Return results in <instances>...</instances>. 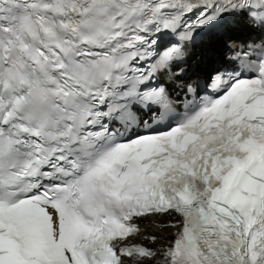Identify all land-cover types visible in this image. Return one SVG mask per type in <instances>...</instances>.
I'll list each match as a JSON object with an SVG mask.
<instances>
[{"label": "snow or ice", "instance_id": "obj_1", "mask_svg": "<svg viewBox=\"0 0 264 264\" xmlns=\"http://www.w3.org/2000/svg\"><path fill=\"white\" fill-rule=\"evenodd\" d=\"M0 264H264V0H0Z\"/></svg>", "mask_w": 264, "mask_h": 264}, {"label": "bare ground", "instance_id": "obj_2", "mask_svg": "<svg viewBox=\"0 0 264 264\" xmlns=\"http://www.w3.org/2000/svg\"><path fill=\"white\" fill-rule=\"evenodd\" d=\"M169 231H171V229ZM165 235H167V233H165Z\"/></svg>", "mask_w": 264, "mask_h": 264}]
</instances>
